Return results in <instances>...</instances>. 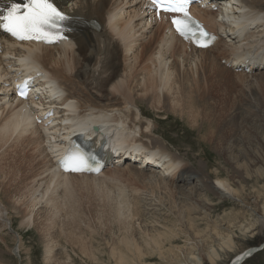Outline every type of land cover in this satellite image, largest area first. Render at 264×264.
<instances>
[{
    "label": "bare ground",
    "instance_id": "6f19581e",
    "mask_svg": "<svg viewBox=\"0 0 264 264\" xmlns=\"http://www.w3.org/2000/svg\"><path fill=\"white\" fill-rule=\"evenodd\" d=\"M21 1L14 0L16 3ZM51 1L81 22L97 20L100 27L75 30L69 34L68 42L54 46L15 43L0 34V232L7 224L9 228L12 226L10 221L7 222L6 211L9 206L21 216L22 226L33 224L36 217L40 219L37 223H41L44 229L46 237L44 258L48 262L56 245L57 236L62 233L70 241L69 243L72 242L71 245L74 243L77 246L80 253L98 261V251L78 239L79 236L77 235V238L73 233L75 231H68L67 228L68 225L72 226V222L80 215L83 216L79 211L81 201L75 186L72 188V182L90 181L97 190L101 189L105 201L108 200L109 194L105 187L106 183H115L125 172L131 173V177L136 178L143 188H149L151 192L162 188L173 192L177 188L175 181L193 178V174L197 172L191 171L192 168L187 165L183 166L177 154L169 152L164 147L153 145L154 143L145 142L137 135L136 131L139 130L141 136L148 139L151 136L152 139L151 134L155 133L156 129L155 122L143 111L140 103L148 101L154 109L188 116L189 123L191 121L193 124L198 123L199 118L203 122L209 119L210 113L200 108L201 103L198 102L205 94L208 96L211 93V88H218L216 85L223 82L219 78L231 69L226 65L222 66L218 59L208 54V51L221 42L222 46L219 47L221 53L233 58L231 61L233 64L249 62L247 65L254 64L257 68L260 65L264 66V51L259 52L264 47V8L262 0H238L237 5L231 8L233 17L227 19L231 24L230 29L225 31L232 33L233 39L228 40L219 36L211 47L199 49L188 44L185 37L177 36L164 15L153 19L149 15L145 18V8L136 0ZM9 3L10 0H0V15L4 14ZM126 7L128 8L125 9ZM193 10L195 15L218 35L224 31L221 24L223 20L217 19L215 12L198 7H194ZM215 64L222 67L224 72L217 69L215 75L211 74L210 70ZM37 68L45 71L48 80L57 83V87L53 86L50 91L60 95L58 98L63 97L66 100V107L71 106L76 118L90 119L91 123L88 125L97 124L105 127L106 130L108 127L112 133L116 131L124 137V142H139L147 147H157L159 157L157 164H160L161 170L157 174L148 175L144 168L126 164L124 167L106 168L99 176L63 175L57 172L50 154L56 145V140L65 136L63 134L67 125L61 128L46 126V121L41 118L43 111L39 109L38 101L14 99L12 88L7 85L9 78L14 77L13 73L20 76L33 74ZM261 70L259 69V72ZM233 73L238 77L248 76L244 73ZM35 120H39L40 123L35 124ZM135 126L137 130L134 129ZM142 149L148 148L139 150ZM200 180L204 181L201 178ZM205 186L219 197H227L235 203L250 208L257 217L258 232L264 233V204L261 205L260 200L256 201V197L249 201L243 199L239 192L236 193L230 179L221 177L219 173H215L214 179L207 181ZM118 187L122 192L119 195L114 193L113 195L117 196L113 198L119 200L123 196L122 199L126 201L124 202L126 204H123L124 208L133 202L134 208L131 203V209L135 212L134 215L137 214L140 202L137 206L136 201L140 195L138 189L141 187H133L127 192L126 189ZM183 190H191V188L183 187ZM129 192L133 199L130 198L131 202ZM121 201L119 205L122 207ZM42 202L45 206H40L43 209L37 212L36 209L39 207H36L40 203L43 204ZM47 204H50L49 208ZM253 206L255 208H251ZM106 209L107 211L112 209L109 200ZM115 214L117 215L116 212L113 215ZM114 221L117 223L116 220ZM122 226L123 231L125 225ZM80 227L78 225L77 228ZM85 228L87 227L84 226V230ZM111 230L113 229L110 228ZM126 232L121 235L122 237L118 235L120 238L117 243L108 245L107 253L113 258V264H129L128 250L140 254L132 232ZM224 243L227 248L232 247L233 240L230 235ZM262 243L238 251L230 258L228 264H242L257 251L262 250L264 246L256 249ZM253 248L252 253L240 259L245 250ZM227 250L224 247L220 249V251ZM219 255L220 252L216 250H213L212 254L201 252L197 261L201 263L206 256L214 260ZM61 261L59 260L57 264H72L68 260ZM54 262L55 258L50 264ZM7 263L0 258V264Z\"/></svg>",
    "mask_w": 264,
    "mask_h": 264
},
{
    "label": "rangeland",
    "instance_id": "374dc122",
    "mask_svg": "<svg viewBox=\"0 0 264 264\" xmlns=\"http://www.w3.org/2000/svg\"><path fill=\"white\" fill-rule=\"evenodd\" d=\"M261 3L264 8V0ZM221 46V42H218L208 51L218 61L219 57L226 55L221 53ZM217 69L224 72L222 67L215 64L210 70L211 74L215 75ZM229 71L219 78L223 82L219 83L220 86L216 85L218 88H211L214 91L210 89L209 93L208 90L209 95L205 94L197 101L201 103L200 108L210 113V118L205 122L199 118L198 123L190 121V124L188 116L154 109L148 101L140 103L143 111L155 122L156 129L151 134L152 139L151 136L150 139L141 136L139 130L136 131L137 135L145 142L177 154L182 165L191 167V171L197 174H193L190 180L175 181L177 188L173 192L162 188L153 193L149 188H143L136 178L131 177V173H122L118 181L105 185L112 212L106 209L108 200H103L101 189L97 190L90 181H73L72 188H76L81 201L79 211L83 216L80 215L67 228L72 232L78 230L79 234L78 231L73 232L75 236L90 244L93 250L96 249L99 259L94 261L80 253L77 246L74 243V246L71 245L72 242L69 243L62 233L57 236L58 242L55 240L50 262L55 258L54 264L59 260H68L72 264H113V258L107 253L108 245L117 243L129 228L140 249L139 255L128 250L129 264H228L238 251L264 242V233L258 232L259 223L250 208L227 197H219L205 186L207 181L214 179L215 173H219L221 177L230 179L236 193L239 192L243 199L249 201L256 197V201L264 204V72L261 73L264 70L246 74L247 77H238L234 71ZM134 129L137 130V127ZM160 170L158 167L146 172L148 175L157 174ZM118 186L126 189V192L133 187H141L138 189L140 195L137 194V206L140 204L137 214L134 215L131 209V203L134 208L131 192L129 209L123 207L126 204L123 196V202L119 198L123 208L118 198H115L118 201L113 198L122 192ZM183 187H190L191 190H183ZM40 206L45 204H38L37 212L43 209ZM47 206L49 208L50 204ZM14 210L8 206L6 211L7 222L10 221L12 226L9 228L7 224L0 232V258L7 264H50L44 258L46 237L42 224L37 223L40 219L36 217L33 224L22 226L21 216ZM115 212L117 215H113ZM121 222L125 225L123 231ZM78 225L81 227L77 228ZM84 226L87 227L85 230ZM110 228L113 230L110 231ZM228 235L233 240L230 248L224 243ZM222 247L228 250L220 251ZM213 250L220 252L216 259L210 260L206 256L201 263L197 261L201 252L212 254ZM242 264H264V247Z\"/></svg>",
    "mask_w": 264,
    "mask_h": 264
},
{
    "label": "snow or ice",
    "instance_id": "6c2138e0",
    "mask_svg": "<svg viewBox=\"0 0 264 264\" xmlns=\"http://www.w3.org/2000/svg\"><path fill=\"white\" fill-rule=\"evenodd\" d=\"M157 9L165 12L179 13L173 16L172 24L177 33L187 36L192 31V24L195 23L187 12V5L190 0H152ZM68 16L60 11L50 0H24V3H16L10 0L9 5L0 16L3 27L17 39H52L62 38L63 22ZM201 36L207 33L201 29ZM201 46H207L202 44ZM65 169L73 171L81 170L86 166V157L79 150L66 153L61 160Z\"/></svg>",
    "mask_w": 264,
    "mask_h": 264
},
{
    "label": "water",
    "instance_id": "95a60500",
    "mask_svg": "<svg viewBox=\"0 0 264 264\" xmlns=\"http://www.w3.org/2000/svg\"><path fill=\"white\" fill-rule=\"evenodd\" d=\"M262 246H264V242L259 247H256V249H261ZM253 251H254V248L252 250H245L242 253V256L240 257V259H243L245 256H248V254L252 253Z\"/></svg>",
    "mask_w": 264,
    "mask_h": 264
}]
</instances>
